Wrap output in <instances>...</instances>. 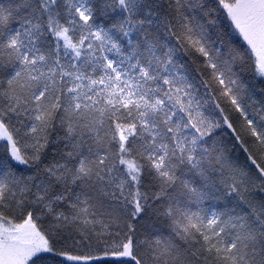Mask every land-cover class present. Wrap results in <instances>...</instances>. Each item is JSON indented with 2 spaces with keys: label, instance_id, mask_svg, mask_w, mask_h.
<instances>
[{
  "label": "snow or ice",
  "instance_id": "obj_1",
  "mask_svg": "<svg viewBox=\"0 0 264 264\" xmlns=\"http://www.w3.org/2000/svg\"><path fill=\"white\" fill-rule=\"evenodd\" d=\"M0 264H264V0H0Z\"/></svg>",
  "mask_w": 264,
  "mask_h": 264
}]
</instances>
